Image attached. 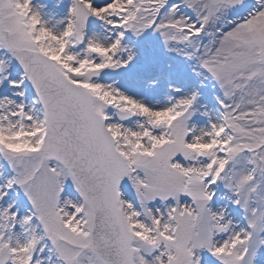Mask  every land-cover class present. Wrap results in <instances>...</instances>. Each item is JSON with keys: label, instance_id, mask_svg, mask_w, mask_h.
<instances>
[{"label": "snow or ice", "instance_id": "snow-or-ice-1", "mask_svg": "<svg viewBox=\"0 0 264 264\" xmlns=\"http://www.w3.org/2000/svg\"><path fill=\"white\" fill-rule=\"evenodd\" d=\"M0 264H264V0H0Z\"/></svg>", "mask_w": 264, "mask_h": 264}]
</instances>
